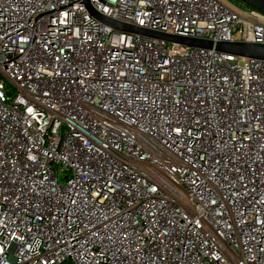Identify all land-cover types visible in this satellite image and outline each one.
<instances>
[{
	"label": "built area",
	"instance_id": "2783aa9c",
	"mask_svg": "<svg viewBox=\"0 0 264 264\" xmlns=\"http://www.w3.org/2000/svg\"><path fill=\"white\" fill-rule=\"evenodd\" d=\"M264 44L222 0H0V264H264Z\"/></svg>",
	"mask_w": 264,
	"mask_h": 264
},
{
	"label": "water",
	"instance_id": "95a60500",
	"mask_svg": "<svg viewBox=\"0 0 264 264\" xmlns=\"http://www.w3.org/2000/svg\"><path fill=\"white\" fill-rule=\"evenodd\" d=\"M251 9L264 14V0H238ZM92 14L102 23L120 31L136 33L147 38L161 39L168 42L180 43L186 46L204 49H214L217 52L235 54L250 59L264 60V44L245 42H212L204 39H194L182 35H172L165 32L153 31L133 24L122 23L103 16L94 10Z\"/></svg>",
	"mask_w": 264,
	"mask_h": 264
},
{
	"label": "rangeland",
	"instance_id": "374dc122",
	"mask_svg": "<svg viewBox=\"0 0 264 264\" xmlns=\"http://www.w3.org/2000/svg\"><path fill=\"white\" fill-rule=\"evenodd\" d=\"M225 3L229 4L230 6H232L234 9H244L247 10L248 6L244 5V4H240L238 0H222ZM251 9V8H250Z\"/></svg>",
	"mask_w": 264,
	"mask_h": 264
},
{
	"label": "trees",
	"instance_id": "16d2710c",
	"mask_svg": "<svg viewBox=\"0 0 264 264\" xmlns=\"http://www.w3.org/2000/svg\"><path fill=\"white\" fill-rule=\"evenodd\" d=\"M241 5H242V3L241 2H239Z\"/></svg>",
	"mask_w": 264,
	"mask_h": 264
}]
</instances>
